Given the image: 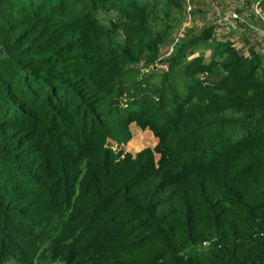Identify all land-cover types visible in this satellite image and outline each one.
Wrapping results in <instances>:
<instances>
[{"label": "trees", "instance_id": "trees-1", "mask_svg": "<svg viewBox=\"0 0 264 264\" xmlns=\"http://www.w3.org/2000/svg\"><path fill=\"white\" fill-rule=\"evenodd\" d=\"M193 1L0 0V264H264V59Z\"/></svg>", "mask_w": 264, "mask_h": 264}, {"label": "rangeland", "instance_id": "rangeland-1", "mask_svg": "<svg viewBox=\"0 0 264 264\" xmlns=\"http://www.w3.org/2000/svg\"><path fill=\"white\" fill-rule=\"evenodd\" d=\"M255 2L256 0H194L193 5L190 3L191 6L182 16L181 25L174 28L171 38L176 41L183 38L187 30L201 31L204 27L211 26L218 41L229 40L244 56H248L251 48L264 59V21L256 16V10L253 8ZM257 10L264 18V4ZM188 11H192L190 18L186 15ZM233 14L238 19H233ZM170 39L160 48L163 58L171 53ZM204 59L208 62V50L204 53ZM155 70L160 73L159 71L166 69ZM129 133L130 139L121 145L126 153L135 155L145 148H154L157 144V140L149 131H141L133 124L129 127ZM156 158L158 159V156Z\"/></svg>", "mask_w": 264, "mask_h": 264}, {"label": "built area", "instance_id": "built-area-1", "mask_svg": "<svg viewBox=\"0 0 264 264\" xmlns=\"http://www.w3.org/2000/svg\"><path fill=\"white\" fill-rule=\"evenodd\" d=\"M188 2H189V0H188ZM190 6V4L188 5V7ZM187 10H188V8H187ZM255 10H256V16L258 17V18H260L262 21H264V18H263V16L262 15H260V13L258 12V10H257V7H255ZM232 18L233 19H238V17L235 15V14H233L232 15ZM159 68L160 69H166V65H159ZM166 71V70H165Z\"/></svg>", "mask_w": 264, "mask_h": 264}, {"label": "water", "instance_id": "water-1", "mask_svg": "<svg viewBox=\"0 0 264 264\" xmlns=\"http://www.w3.org/2000/svg\"><path fill=\"white\" fill-rule=\"evenodd\" d=\"M110 146H111V143H108V144L106 145L107 148H109Z\"/></svg>", "mask_w": 264, "mask_h": 264}]
</instances>
